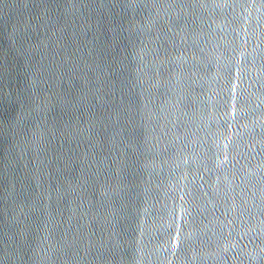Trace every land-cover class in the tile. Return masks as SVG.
Masks as SVG:
<instances>
[{
  "label": "water",
  "instance_id": "1",
  "mask_svg": "<svg viewBox=\"0 0 264 264\" xmlns=\"http://www.w3.org/2000/svg\"><path fill=\"white\" fill-rule=\"evenodd\" d=\"M0 264H264V0H0Z\"/></svg>",
  "mask_w": 264,
  "mask_h": 264
}]
</instances>
